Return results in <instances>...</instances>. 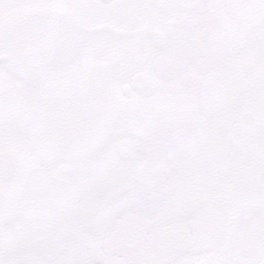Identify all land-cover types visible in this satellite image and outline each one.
Listing matches in <instances>:
<instances>
[{
  "label": "snow or ice",
  "instance_id": "6c2138e0",
  "mask_svg": "<svg viewBox=\"0 0 264 264\" xmlns=\"http://www.w3.org/2000/svg\"><path fill=\"white\" fill-rule=\"evenodd\" d=\"M0 264H264V0H0Z\"/></svg>",
  "mask_w": 264,
  "mask_h": 264
}]
</instances>
